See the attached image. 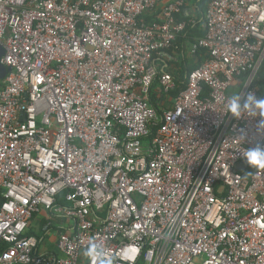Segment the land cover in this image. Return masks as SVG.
Returning <instances> with one entry per match:
<instances>
[{
	"label": "built area",
	"instance_id": "2783aa9c",
	"mask_svg": "<svg viewBox=\"0 0 264 264\" xmlns=\"http://www.w3.org/2000/svg\"><path fill=\"white\" fill-rule=\"evenodd\" d=\"M206 1L209 58L160 113L183 0L150 23L163 0H0V264H264V169L238 170L264 128L226 107L262 98L264 0ZM43 211L72 222L62 258L28 235Z\"/></svg>",
	"mask_w": 264,
	"mask_h": 264
},
{
	"label": "crops",
	"instance_id": "0c3cea01",
	"mask_svg": "<svg viewBox=\"0 0 264 264\" xmlns=\"http://www.w3.org/2000/svg\"><path fill=\"white\" fill-rule=\"evenodd\" d=\"M179 0H163L162 4L157 10L156 14H148L145 18L157 19V16L162 9ZM186 3L185 9L178 19L185 18V21L193 24V31L189 33V36L183 37L179 43L177 41L174 49L167 50L154 59L155 66L161 70L166 69L171 73L180 70L183 65L186 66L194 63V56L191 53L192 45L199 37L205 34V18L207 13V1L206 0H183ZM184 21V22H185ZM187 23V22H186ZM180 38V37H179ZM178 38V40H179ZM193 61V62H192ZM239 86V82L234 87L236 89ZM173 105V99H168ZM165 102L163 103V105ZM166 109V106H164ZM72 222L66 220L57 215L41 212L35 216L31 222L29 233L39 239L38 253L46 258H62L63 254L59 249V240L62 235L69 234L71 230Z\"/></svg>",
	"mask_w": 264,
	"mask_h": 264
},
{
	"label": "clouds",
	"instance_id": "9594fccd",
	"mask_svg": "<svg viewBox=\"0 0 264 264\" xmlns=\"http://www.w3.org/2000/svg\"><path fill=\"white\" fill-rule=\"evenodd\" d=\"M226 107L234 118L239 119L242 113H249L251 117H261L259 127L264 128V98H258L254 93L247 95L234 94L227 98ZM244 137L242 136L241 139ZM240 153L251 168L264 169V146L256 145L241 149ZM86 257L95 259L103 255V252L94 242H89L88 249L84 252Z\"/></svg>",
	"mask_w": 264,
	"mask_h": 264
},
{
	"label": "trees",
	"instance_id": "16d2710c",
	"mask_svg": "<svg viewBox=\"0 0 264 264\" xmlns=\"http://www.w3.org/2000/svg\"><path fill=\"white\" fill-rule=\"evenodd\" d=\"M184 19L185 18H180L179 20L180 21H185ZM154 20H156V19H154V18H149V19L145 18V19H142V22L150 23V22H152ZM185 22H187L188 27H187L186 33L183 36H185V35L189 36V33L191 31H193V29H194L193 28V24L189 23L188 21H185ZM203 36H204V34L201 37H203ZM201 37H199V38H201ZM182 38L183 37L179 38L178 43H179V41ZM208 58L209 57L206 54V51L205 50H200L197 53V55L194 56V58H193L194 63H191L189 65V63L187 62L186 66L183 65V67L180 70H178L176 72H173V73H171L169 71H166V69H164V72H169L174 77L175 82L177 84V88H176L175 91L171 92L170 94H167L165 96V98L158 100L157 99V89L159 87V78H157V80L155 81V84H154V86H153V88L151 90V93H150V102H151V104H153L158 109V111L160 113H162L163 109H161V107H162L161 104L163 105V102H165V104L163 106H166V110H168L171 107L170 106L171 102L168 99L172 98L173 101H174V99L177 98L179 96V94L183 90L186 89V86H187V84H186L187 83L186 76L190 72H192V71L196 70L198 67H200ZM240 83L241 82H239V84ZM257 85H258V87L260 89V92H259L260 97L264 98V64H263V66H262V68H261V70H260V72L258 74ZM206 92H207V88H206ZM164 109H165V107H164ZM59 204L60 205L66 204L65 199H64V194L59 197ZM28 235L32 236V234H30L29 232H28ZM2 248L5 250L7 248V245H2Z\"/></svg>",
	"mask_w": 264,
	"mask_h": 264
},
{
	"label": "water",
	"instance_id": "95a60500",
	"mask_svg": "<svg viewBox=\"0 0 264 264\" xmlns=\"http://www.w3.org/2000/svg\"><path fill=\"white\" fill-rule=\"evenodd\" d=\"M5 55V49L2 44H0V81H3L8 73L11 71L10 68L6 67L5 65L2 64V58ZM249 165L247 164L246 160H244L242 163L239 164L238 170L242 171L245 168H247Z\"/></svg>",
	"mask_w": 264,
	"mask_h": 264
}]
</instances>
